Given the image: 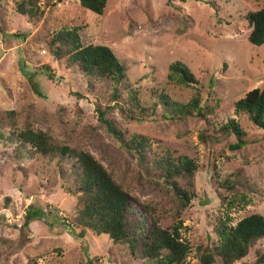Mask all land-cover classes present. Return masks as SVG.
Segmentation results:
<instances>
[{
    "label": "rangeland",
    "instance_id": "374dc122",
    "mask_svg": "<svg viewBox=\"0 0 264 264\" xmlns=\"http://www.w3.org/2000/svg\"><path fill=\"white\" fill-rule=\"evenodd\" d=\"M20 1L25 0H0V129L5 137L12 126L30 128L58 145L87 151L131 197L130 221L138 231L151 220L163 229L181 223L180 236L191 249L184 264H198L203 251L211 249L218 220L229 218L227 224L234 226L252 214L264 217V132L234 108L245 94L264 88V45L248 43L246 20L248 13L264 8V0H107L102 16L80 8L78 0H32L41 11L32 19L16 11ZM73 28L79 29L83 46L114 52L125 69L122 84L90 78L67 66L64 57H54L48 41ZM174 62L199 82L204 118L170 122L163 117L161 92L179 103L196 93L167 81ZM131 93L144 108L158 106L134 116ZM97 109L126 139L147 138L144 164L120 147ZM231 120L246 142L239 150L231 148L234 135L219 132ZM5 137L0 142V264H147L139 252L133 257L128 245L106 235L87 229L78 237L77 202L68 193L72 161L29 158ZM167 156H185L196 164L191 179H175L193 194L186 206L152 168L153 160ZM28 210H39L42 217L23 228ZM263 244L235 264H253Z\"/></svg>",
    "mask_w": 264,
    "mask_h": 264
},
{
    "label": "trees",
    "instance_id": "16d2710c",
    "mask_svg": "<svg viewBox=\"0 0 264 264\" xmlns=\"http://www.w3.org/2000/svg\"><path fill=\"white\" fill-rule=\"evenodd\" d=\"M80 8L96 15L102 16L107 0H78ZM16 11L21 15L34 18L41 14L37 4L32 0L20 1L16 4ZM246 20L251 26L247 41L250 45L261 47L264 45V8L248 13ZM79 29H62L54 34L48 41L49 49L58 60L65 58L67 66L77 68L79 72L90 78L108 79L114 84H122L125 80L123 64L114 52L100 45L83 46L79 39ZM49 79L52 75L47 67L43 68ZM167 81L183 87H193L196 93L187 103L172 100L167 94L161 92L159 104L163 117L170 122H181L188 118H204L205 107L201 106L199 82L190 70L180 62H174L168 67ZM196 88H195V87ZM114 94V93H113ZM118 98L116 94L114 96ZM129 113L135 116L136 112L146 114L154 112L158 104L151 108H144L137 97V93L129 96ZM235 113L247 116L249 122L264 132V88L254 89L245 94L235 104ZM99 121L102 122L109 133L119 142L120 147L129 154L134 155L139 164L146 162L145 149L147 138L141 135H132L126 139L122 133L110 122L103 119V113L97 109ZM8 116L14 115L8 112ZM131 116L133 120L140 119ZM12 126V125H11ZM5 137L0 129V142L6 141L16 145V148L29 158L33 156L58 157V163L65 160L71 162L72 184L68 188L69 195L76 198L78 207L74 223L80 227V238L86 230L95 235H106L114 243L128 245L134 257L139 252L142 260L147 264H184L190 253V247L180 236L181 223L173 225L170 229H163L156 220H151L148 227L139 230L130 221L131 197L125 192L105 170V168L87 151L71 149L58 145L51 137L40 130L30 128L15 129ZM222 136L234 135L236 143L231 146L239 150L246 145L242 141L243 132L234 120L219 127ZM152 168L157 171L156 177L167 184L174 192L182 206H186L192 199L190 190L180 188L175 179L193 177L196 164L193 160L180 156L175 160L167 156L153 160ZM189 181V180H188ZM244 200V199H243ZM143 211L147 207L142 208ZM42 217L39 210H28L23 222V228ZM229 218H227V223ZM221 219L215 226L216 241L209 251H203L199 256L198 264H235L248 256L249 251L259 242L264 243V217L252 214L237 222L234 226L228 225ZM139 227H141L139 225ZM142 232V237L135 233ZM264 245V244H263ZM87 264H92L91 260ZM253 264H264V247L255 253Z\"/></svg>",
    "mask_w": 264,
    "mask_h": 264
}]
</instances>
